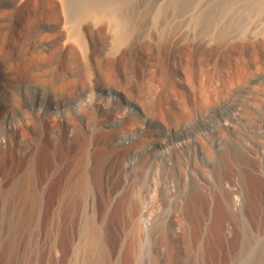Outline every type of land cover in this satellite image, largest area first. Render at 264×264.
I'll use <instances>...</instances> for the list:
<instances>
[{"label": "rangeland", "instance_id": "rangeland-1", "mask_svg": "<svg viewBox=\"0 0 264 264\" xmlns=\"http://www.w3.org/2000/svg\"><path fill=\"white\" fill-rule=\"evenodd\" d=\"M238 1L226 2L249 5L247 1L242 0V4ZM234 12V16L242 15ZM55 30L48 32L56 33ZM237 48L232 53L229 51L230 54L219 52L218 65L221 66H216L220 76L214 84L222 83L228 75L239 76L222 62L224 58H231L235 63H243L241 87L250 90V86L257 83L259 88L245 101L238 102L233 95L221 101L219 107L212 105L215 108L210 106L208 110H199L198 102L192 101L191 105L183 107L170 98L164 100L158 96L154 105L142 111L131 98L127 103L121 90L97 81L92 84L88 98L82 86L67 94L61 88L66 79L55 62L39 65L43 71L38 68L36 73L41 71L34 76L38 79L33 77L32 81L31 78L25 82L10 73L12 80L6 74V67L18 60L22 66V57L13 59L8 52L0 56V83L4 86L0 87V158L9 152L14 155L15 163H32L34 148L44 140V143L51 142L52 151H56L55 157L52 154V169L38 186L42 204L37 226L42 233L49 230L47 247H51L45 248V260L43 257L40 264H264V212L261 219L250 216L249 206L245 204L246 195L250 194L248 183L238 177V172L252 167L248 149L251 146L258 151L264 165V78L261 79L264 51L258 46ZM213 53L203 47L199 54L190 57V62L197 63L201 59L199 62L207 64ZM52 68H56L55 73L49 75L48 70ZM154 69L145 78L147 95L152 92ZM190 69H194L195 74L194 64ZM174 70L175 67L156 68L154 74L164 71L168 79L175 81L178 74ZM80 73L85 79V71ZM256 76L260 78L258 82L253 79ZM192 77L191 84L195 86L189 87L191 81L179 86L191 100L193 90L207 81L205 73ZM42 84L45 86L41 87ZM162 85L166 84L159 85L158 91ZM118 101L122 103L121 112L126 114L123 117L140 111L138 124L132 129H124L125 123L115 113ZM244 106L248 112H241ZM223 132L227 135L220 136ZM230 147L237 153L227 162L223 152ZM16 164H8L0 170V214L3 202L12 195L21 176V172L15 173ZM226 167L237 172L235 177H223ZM188 199L196 203L193 206L196 215L191 220L186 211ZM257 208L264 211V205ZM230 209L238 210V229L228 221ZM256 226H259L257 230Z\"/></svg>", "mask_w": 264, "mask_h": 264}, {"label": "bare ground", "instance_id": "bare-ground-1", "mask_svg": "<svg viewBox=\"0 0 264 264\" xmlns=\"http://www.w3.org/2000/svg\"><path fill=\"white\" fill-rule=\"evenodd\" d=\"M224 1L225 2H223V0H0V56L4 57L6 56L5 52H8L7 54H10L13 59L17 56H19V59L22 57V66L21 63L19 64L18 62L20 60L16 62L13 61L11 64L5 62L8 64H5L7 65L6 69L8 72L6 74L9 75L12 73V75H16L18 79L23 78L25 82L31 78L32 81L34 76H37V74L39 75L42 70V67H39V65L41 66L43 63L53 64V62H55L59 64L58 68L60 67L61 73H63L62 75L66 79L64 83L61 82V88L65 93L69 94L82 86L81 88L84 89L82 92L88 98L90 96L89 92H91L92 84L97 81L107 84L109 87L118 88V90H121V93L124 95L123 98H125L127 103H129V98H131L133 100L132 102L137 103L142 111L154 105L155 98L158 96H161L164 100L170 98L183 107H188L193 102H198V105H200V107H198L199 110L204 108L207 109L212 105L218 106L221 101L233 95H236L238 102H242L245 101L246 98H251L252 92H255L259 87L256 85L257 83L250 86V90H247V87H241V76L245 72L242 65L243 63H235L231 58H224L225 60L223 59L222 62L224 61V66H226L228 70L237 73L239 76L233 78L228 77V75V78L224 77L226 79H224L222 83L214 84V81L216 83V79L220 76H218L220 71L216 66L220 61L218 54L221 51H225L226 53L231 51L230 53H232L237 47H239L237 49H241L240 47L255 49V47L258 46L264 51V0H243L247 1L249 4H247L248 6L245 4L246 7L243 6L244 4L235 5L232 2H226L230 0ZM241 1L242 0L238 2L242 4L243 2ZM238 2H236V4ZM235 10L237 13L238 11L241 12L242 15L234 16L233 12ZM217 13L218 16L216 15ZM51 29H57V32H54L55 34L51 33L52 31L48 32ZM48 47L55 48L49 49ZM203 47L210 48L214 51L213 54H210L212 55V58L210 57L211 60L207 61V64L210 63L207 69H205L207 65L205 62H203L205 64H203L202 61L199 62L201 59H198V62L196 61L197 63H193L195 61L194 59L193 62H190L192 60L190 57L193 54H199V51ZM8 58L10 57L8 56ZM189 62L190 64H194L195 74L193 73L194 69H190L193 64L190 65ZM223 63H221L222 66ZM170 67H175V70H177L176 73L178 74V78L175 81L168 79L164 71H159L154 74L156 68L160 70L162 68L169 69ZM38 68L41 70H39V73H36ZM55 69L52 68V70H48V74L52 75L51 73H55ZM153 69L155 70L152 75L153 88L150 95H147L148 93L145 91L146 89L144 87L145 78L149 77ZM81 70L85 71V79L80 76ZM226 72L228 71L226 70ZM204 73L207 81L205 83L201 82V84H203L198 90L196 89L198 87L195 88L196 91L193 90L194 98L191 100L190 96L186 95L179 86L184 84V82H190L192 80L191 78H193L192 76L196 77L197 74L201 76ZM222 73L220 74L222 75ZM43 74H46L45 71ZM55 75L56 74H54V76ZM57 75L60 77L59 74ZM11 76L10 78L12 79L13 76ZM263 76H260L262 81L264 78ZM256 77L253 79L255 82H258L260 78ZM35 78L37 77H34V79ZM23 79L21 80L23 81ZM47 81L48 79L46 82ZM50 81L48 82L50 83ZM164 83L166 85H162L163 88L158 91L159 85L161 86V84ZM191 83L192 81L189 87H192L193 84ZM43 86L45 85L42 84L41 87ZM0 87H4L2 83H0ZM105 87L107 86L105 85ZM109 87L107 89L111 92L112 89ZM261 87L262 86H260V88ZM61 88L59 87L58 89L62 91ZM57 97L62 98L63 96ZM15 102H17V99ZM121 102L118 103L119 107L115 113H117V116L119 115L125 123L126 127L124 129L127 127L132 129V126L139 121L137 117L140 111L135 109V112L130 114L127 113L128 116L123 117L125 113L123 114V112H121ZM123 102L125 101L123 100ZM229 103L230 102H228V104ZM172 104L170 107L173 109L174 106H172ZM231 104L232 103L229 105ZM245 106L243 107L244 109ZM239 108L241 109V106ZM11 109L14 108L11 107ZM173 110H171V112H173ZM246 111L248 112L249 110L246 108L241 112ZM229 122L231 123V121ZM228 123L225 125L226 129ZM21 124L22 123H20V125ZM229 129L227 131H229ZM225 132L220 134V136H226L227 134H224ZM44 141L34 148L35 155L32 163L16 162V164L15 158L13 157L14 155L12 156L9 152L0 158V170L5 168L8 164H16L14 168L15 173L21 172L19 181L16 183L17 185H14L16 188L12 186L15 190H12V195L3 202L5 205H3L4 209L0 214V246L3 245L1 246L3 250L0 256V264H40L43 257L45 260V256L43 255L46 252L45 248L47 247L49 235L47 232L49 230L47 232L43 231L42 233V231L39 230V226H37L40 214L39 207L40 203L42 204V202H40L42 199H40L38 194V186L39 184L42 185L41 183H43L45 174H47L48 170L51 168L52 154L53 157H55L54 153L56 151H52L54 149L51 147V142L44 143ZM200 141L202 142L201 138ZM207 145L208 143L206 146ZM248 146L249 145H247V147ZM252 147L253 146L248 148L251 154L249 151L247 152L250 154L249 157L253 162L252 167L245 169V171L238 172V177L248 183L250 194L246 195L245 204L249 206L248 211L250 216L253 219H261L263 217L262 212L264 211L259 210L257 205L260 207L264 205V165L262 166L263 162L259 153H257L258 151L256 152ZM223 153L227 162H230L234 156H236L235 153L237 152L230 147ZM256 169L258 171H256ZM235 173L237 172L226 167L223 177L233 178L236 175ZM225 190L226 189H224V191ZM224 193H226V197H229V193L226 191ZM188 201V203L185 202L186 211L191 220L196 215L193 207L196 203L191 199H188ZM239 206L241 207L240 204ZM236 211L231 209L227 211L229 214L228 221L233 222V226L235 227L239 223L237 221ZM238 228H240L239 225ZM238 228L236 227L235 229ZM258 228L259 226H256L255 230Z\"/></svg>", "mask_w": 264, "mask_h": 264}]
</instances>
